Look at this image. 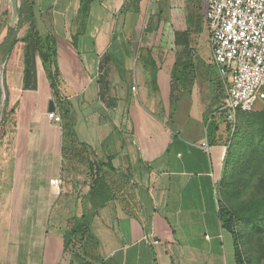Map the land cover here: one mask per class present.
I'll return each mask as SVG.
<instances>
[{
    "label": "crops",
    "instance_id": "0c3cea01",
    "mask_svg": "<svg viewBox=\"0 0 264 264\" xmlns=\"http://www.w3.org/2000/svg\"><path fill=\"white\" fill-rule=\"evenodd\" d=\"M33 1L53 17V27L80 19L79 35L94 40L89 56L102 59L95 75L75 36L54 33L57 54L58 42L66 49L76 137L88 146L91 163L105 165L103 172L94 166L89 178L80 172L73 182L62 179L59 196L47 191L51 177L42 178L44 190L34 199L43 204L33 209L32 222L21 216L12 264H73L64 250L68 222L55 221L61 194L73 198L76 215L90 216L100 264H237L233 236L219 217L220 151L210 144L224 116L226 81L212 61L207 0H91L85 19L80 9L87 0H52L47 10L38 5L44 0ZM58 65L66 75L61 60ZM174 85L181 93L173 106ZM96 178L108 197L97 208L86 199ZM45 201L52 207L48 216Z\"/></svg>",
    "mask_w": 264,
    "mask_h": 264
},
{
    "label": "rangeland",
    "instance_id": "374dc122",
    "mask_svg": "<svg viewBox=\"0 0 264 264\" xmlns=\"http://www.w3.org/2000/svg\"><path fill=\"white\" fill-rule=\"evenodd\" d=\"M67 1L60 0L63 4ZM51 2L44 0L38 5L43 3L47 10ZM32 5L33 0H0V144L4 138L10 150L8 175L0 182V264H12L19 235L16 226L20 225L21 216L27 215L28 222H32L33 209L43 204L34 199L35 192L44 190L42 178L51 177L49 186L53 188L47 191L55 196L62 191V179L71 178L67 174L69 163L62 155V114L43 72L36 35L66 32L75 36L85 65L94 61L93 75L99 71L102 60L89 56L88 51L93 54L96 50L94 40L90 35H79L83 31L80 19L67 20L65 27H53V17L35 8L31 10ZM142 24L144 31L146 18ZM206 50L207 44L203 43L199 51ZM65 51L63 42H58V61L61 60L63 71ZM65 73L60 71L57 84L60 103L71 102L67 85L70 73ZM220 118L218 132L210 137L211 146L220 151L217 196L237 217L245 264H264V101L239 115L234 123L222 115ZM78 130L83 136V120ZM79 170L85 175L88 172L84 165ZM26 196L28 201L24 200ZM42 208L43 215L48 216L50 201H45ZM74 208L73 198L61 194L55 221L60 225L69 222L77 214ZM76 264L81 263L76 260Z\"/></svg>",
    "mask_w": 264,
    "mask_h": 264
},
{
    "label": "built area",
    "instance_id": "2783aa9c",
    "mask_svg": "<svg viewBox=\"0 0 264 264\" xmlns=\"http://www.w3.org/2000/svg\"><path fill=\"white\" fill-rule=\"evenodd\" d=\"M207 2L212 61L226 81L219 112L234 123L264 101V0ZM201 146L208 149L206 141Z\"/></svg>",
    "mask_w": 264,
    "mask_h": 264
},
{
    "label": "trees",
    "instance_id": "16d2710c",
    "mask_svg": "<svg viewBox=\"0 0 264 264\" xmlns=\"http://www.w3.org/2000/svg\"><path fill=\"white\" fill-rule=\"evenodd\" d=\"M91 0L83 1L80 9L81 19H85L90 11ZM34 7H31V10ZM32 31V28H31ZM36 38L38 40V55L42 63L43 72L49 81L53 95L57 99V107L62 114V155L63 159L69 163L67 174L70 177L63 179L66 183L73 182L72 180L80 174L79 167L84 165L86 170V177L89 178V171L96 167L97 171L103 172V163L95 162L91 163L89 159V149L84 143L79 142L75 134L76 117L73 105L71 102L63 101L59 102V93L57 90L58 79L60 78V69L58 65L57 54V42L56 37L52 33H46L45 36L37 33ZM180 65V63H178ZM177 64V66H178ZM183 71L175 73V79L179 81L183 77ZM181 89L176 87L172 88L171 103L176 105L180 97ZM54 110V106L52 107ZM55 111V110H54ZM246 112H238L236 118ZM210 130V128H209ZM219 130V125H216L212 134H215ZM9 148L6 147V140L3 138L0 144V182L4 177L8 175V159ZM88 174V176H87ZM71 179V180H69ZM87 183V182H85ZM89 194L86 196L87 200L97 208L108 201V197L104 196L106 193L105 184L102 179L96 178L89 186ZM83 206L84 201H81ZM219 217L224 229L230 232L233 236L235 243V258L237 264H245V258L241 247V239L236 229L237 217L234 212L223 202L219 200ZM65 253L72 257V263L76 264V260L81 264H100V257L98 253V239L93 234L90 228V216L83 212L80 216H73L67 227L65 235Z\"/></svg>",
    "mask_w": 264,
    "mask_h": 264
},
{
    "label": "water",
    "instance_id": "95a60500",
    "mask_svg": "<svg viewBox=\"0 0 264 264\" xmlns=\"http://www.w3.org/2000/svg\"><path fill=\"white\" fill-rule=\"evenodd\" d=\"M54 110H55V108H54Z\"/></svg>",
    "mask_w": 264,
    "mask_h": 264
}]
</instances>
